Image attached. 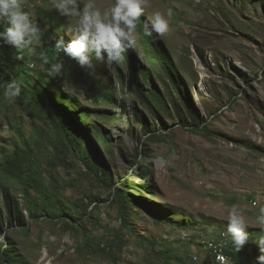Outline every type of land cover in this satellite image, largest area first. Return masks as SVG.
<instances>
[{"label": "rangeland", "instance_id": "374dc122", "mask_svg": "<svg viewBox=\"0 0 264 264\" xmlns=\"http://www.w3.org/2000/svg\"><path fill=\"white\" fill-rule=\"evenodd\" d=\"M94 2L105 10L113 0ZM22 6L44 30L42 38L50 35V22L54 36L72 39L68 30L76 18L49 10L51 0H22ZM157 11L166 15L169 31L148 39L168 59L185 104L139 31ZM133 39L138 92L123 58L107 66L93 58L94 77L61 53L65 70L58 77L38 59L42 41L23 60L13 52L16 80L30 91L46 87L68 115L62 121L87 135L67 151L66 164L58 161L60 133L47 109L20 97L6 100L7 81L0 82V202L9 188L23 209L21 224L0 219V242L7 236L30 264H181L177 258L203 254L201 240L228 234L233 207L245 216L250 237L264 234L255 219L264 207V0H145ZM44 50L57 59L55 49ZM194 119L208 133L191 131ZM15 148L31 154L29 175L57 204L51 215L43 194L2 170ZM88 150L99 154L110 179L84 164ZM123 184L133 200L124 205L127 227L112 192ZM28 200L33 213L25 208ZM116 234L123 241L114 262L84 245L86 235L104 246Z\"/></svg>", "mask_w": 264, "mask_h": 264}, {"label": "clouds", "instance_id": "9594fccd", "mask_svg": "<svg viewBox=\"0 0 264 264\" xmlns=\"http://www.w3.org/2000/svg\"><path fill=\"white\" fill-rule=\"evenodd\" d=\"M51 9H55L62 16L76 18V23L68 30L72 36L69 42L65 43L63 38L54 36L50 22V35L42 38L44 30L24 10L22 0H0V66H3L4 71L12 68L13 52H16L17 60H23L25 52L33 53L42 41V56L38 59L46 66L49 65L47 67L51 73L58 77L63 75L65 64L60 59L62 53L81 68L89 70V74L95 77L93 58L105 66L115 64L134 46L133 33L144 14L145 0H113L111 6L105 10L97 7L94 0H51L49 10ZM37 15L42 14L39 11ZM168 31V19L159 11L153 13L143 27V33L147 37H151L153 33L163 36ZM44 46L45 49H55V61L45 54ZM50 56L54 57L52 54ZM26 65L33 67V63L29 65L26 62ZM20 94V83L14 79L6 82L3 90L6 100H15ZM255 219L256 226L264 233V207L258 210ZM226 221L228 234L219 233L216 237L201 240L199 245L203 246V254L189 255L186 264H237L232 255L227 253V249L232 247L238 252L245 244L247 264H264V234L255 240L250 237L246 231L250 225L236 207L229 211ZM250 248H253L255 257L250 253Z\"/></svg>", "mask_w": 264, "mask_h": 264}, {"label": "trees", "instance_id": "16d2710c", "mask_svg": "<svg viewBox=\"0 0 264 264\" xmlns=\"http://www.w3.org/2000/svg\"><path fill=\"white\" fill-rule=\"evenodd\" d=\"M139 31L143 33V30L139 28ZM147 42H149V48L153 52V54L156 56L157 50L155 48L154 44L150 43V40L146 36ZM151 44V45H150ZM157 59L160 61V64L163 66L165 73L168 75L169 80L171 82V85H173L176 88V93L178 94V97L180 98V101L182 104H185L184 98H182L181 89L178 88V85L176 84V81L171 78V72L172 67L169 64L168 59L166 58L165 54L163 52L158 51L157 53ZM123 59L125 60L126 64L130 68L128 82L132 84V87L136 92H138L137 88V79L136 75L138 74L139 70H141L139 62L137 61V58L132 51V49H129L126 53L123 54ZM49 66V65H47ZM4 76H2V74ZM14 69H9L8 71H4L3 66H0V79L7 81H10L11 79L16 80V78L13 76L15 75ZM17 81V80H16ZM18 82V81H17ZM20 83V82H18ZM21 84V83H20ZM140 93V92H139ZM51 94V95H50ZM142 95V94H140ZM61 98H64L63 95L59 94ZM22 100H27L29 104H36L38 107H41L42 109H47L46 112L49 115L50 120L54 123L55 127L60 133V143L55 145V149L57 150V157L58 161L66 164V153L69 151V149H74L77 147V139L78 138H86V133L76 124H74L72 121L68 120L66 122L62 121V118L68 117L66 111L52 99V92L49 91L46 87H42L40 89L32 90L26 88V86H23L21 84V94L19 96ZM77 113H81L84 115V117H88V112H86L83 109H80L77 111ZM185 123V122H184ZM190 130L196 133L203 132L208 133L207 128L204 125L199 124L198 122L193 121L190 122ZM152 138L158 137V133L153 132L150 135ZM67 141V142H66ZM31 154L27 150H22L19 148H15L12 154L7 155L4 158L3 164H2V170L5 174H7L9 177L15 180L21 181L20 183L26 184L34 189H36L40 194H43L41 196V204L43 209L46 211L48 215H51V210L56 209L57 204L52 199V197L42 193L39 190V185L36 183V180L31 178L32 176L29 175L30 168H31ZM84 164L89 168V170L93 171L95 175L98 173H102L106 179H110L108 177V173L106 172V169L103 167V163L100 160V156L98 153L88 150L84 157H83ZM26 173V175H25ZM111 185V184H106ZM112 187V186H111ZM125 185L123 184L121 187H112V192L114 196V200L118 203L119 208V214H120V223H122L123 226L127 227L128 220L126 219L125 213H124V205L125 203L129 202L131 203L133 200L127 199V193H125L124 189ZM24 194H28L27 191L24 192ZM16 199L12 198V194L10 193L9 188L4 189V195H2V201L0 202V219H5L6 221H9L12 217L17 220L19 224L23 223V209L18 204H15ZM29 201V200H28ZM29 206L25 207L29 213H33L32 209V201H29ZM15 205V207H14ZM62 216V215H60ZM66 225H73L69 224L67 220L64 222ZM1 230V225H0ZM5 241L4 243L0 242V264H30L28 261L24 260L18 253V250L12 246V243L9 242L8 237L4 236ZM123 239L118 234L115 235L114 240L111 241V245H104L101 246L100 243H96L94 246V242L92 241V238H90L89 235H86L84 239V245H87L92 249V251L95 254H99L105 259L115 261L119 256L115 254V248L120 247V244L122 243ZM151 245H153V242H150ZM155 246V244H154ZM247 244L243 246V248L235 252L232 247H229L227 249V253L232 255V257L238 262L237 264H247V250H246ZM96 247V248H94ZM156 252V251H155ZM158 256L162 257V260H167L166 258V252H159L157 253ZM170 258L173 259L170 255ZM189 258V256H188ZM177 260L181 264H186L187 261H183L180 258H177Z\"/></svg>", "mask_w": 264, "mask_h": 264}]
</instances>
